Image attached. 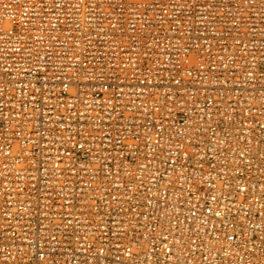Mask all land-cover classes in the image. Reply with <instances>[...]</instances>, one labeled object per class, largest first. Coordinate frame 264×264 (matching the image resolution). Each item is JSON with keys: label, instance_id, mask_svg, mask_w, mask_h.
Instances as JSON below:
<instances>
[{"label": "built area", "instance_id": "1", "mask_svg": "<svg viewBox=\"0 0 264 264\" xmlns=\"http://www.w3.org/2000/svg\"><path fill=\"white\" fill-rule=\"evenodd\" d=\"M0 264H264V0H0Z\"/></svg>", "mask_w": 264, "mask_h": 264}]
</instances>
